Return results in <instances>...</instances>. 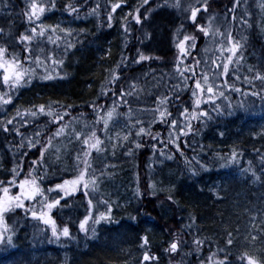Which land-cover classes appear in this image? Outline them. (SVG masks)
I'll return each instance as SVG.
<instances>
[{
	"label": "snow or ice",
	"instance_id": "obj_1",
	"mask_svg": "<svg viewBox=\"0 0 264 264\" xmlns=\"http://www.w3.org/2000/svg\"><path fill=\"white\" fill-rule=\"evenodd\" d=\"M215 2L211 0V3ZM24 3V30L13 32L10 22L8 30L0 28V134L19 140L15 145L9 141L7 151L0 157V254L16 250L14 240L18 239V212L21 211L24 218L42 222L48 227L51 235L47 238L57 243L61 238L76 239L69 223L76 224L85 237H95L96 227L101 224L118 230L122 221H117L113 215L115 201L105 199L101 191L105 177L113 175L108 169L116 165L102 162L96 167V156L103 155L104 161H108L109 153L115 158L117 148H126V156L132 157L143 149L150 153L145 159L153 161L157 167L165 160L180 156L186 166L182 175L198 180L201 178L199 173L209 169L212 162H204L198 154L189 157L181 148V144H188L190 134L197 135L198 129L194 125H206L223 117L235 120V111L244 108L242 97L264 100V88L255 90L256 82L264 85V71L252 64L246 65L247 72L241 70L248 38L241 35L236 39L233 35L234 29L252 27L250 19L254 13L249 10L248 0H229L231 7H226L221 14L226 22L224 31L216 24L217 13L209 11L210 0H137L135 7L128 8L118 17V22L127 40V34L132 31L130 18L142 32L143 38L138 40L147 51L137 47L131 60L121 51L120 59L104 70L107 75L99 82L96 97L79 105L51 98L32 102L26 107L15 104L25 90L39 84L62 83L71 77L72 73L65 68L69 55L85 43L86 36L92 35L96 39L86 28L71 27L81 20L82 13L85 22L88 18H95L98 29L111 28L117 9L127 7V0H104L101 19V0H61V7H58L57 0H24ZM11 7L7 0H0V9ZM252 7L259 9L260 20L255 23L264 33V0H255ZM238 8L243 15L237 14ZM53 11L70 14V19L45 23L44 17ZM157 11L175 13L168 17L173 23L177 18L183 21L174 28L167 25L171 49L168 58L155 54L159 50L153 45L154 35L159 30ZM65 24L69 26H63ZM185 25H191L194 31L189 32ZM148 27L152 31H148ZM197 31L199 37L195 34ZM201 38L204 43L198 48L197 41ZM122 48L126 49L127 44ZM101 50L105 57L110 53V49ZM193 52L198 55L194 56ZM260 62L264 66V57ZM152 63H165L169 68L157 73L150 66ZM126 67H137L141 71L132 74L125 72ZM149 76H159V79L155 85L149 86L146 93L141 81ZM168 80L174 83L168 84ZM142 94L149 95V101H142ZM235 94L241 98L234 105L230 97ZM130 100L135 104L130 105ZM13 105L15 110L9 115L7 109ZM85 106L89 110L87 114L73 115L77 107ZM121 108L125 110L120 111ZM170 108H175V114ZM86 115H91L92 119H81ZM154 125L165 131L154 132ZM217 134L224 136L222 131ZM259 134L264 136V130ZM241 155L233 147L229 154L215 153L213 159L216 167L226 169L240 163ZM221 160L222 165L219 163ZM261 160L264 161V156ZM5 164L10 167L5 168ZM146 168L148 172L144 177L143 190L140 188V173H134L136 186L133 195L139 201L137 211L146 215L143 208L149 206L164 212L169 207L175 208V185L170 183L167 188L158 187L163 181L153 179V163H148ZM241 171L251 173L253 180L258 179L251 161ZM211 191L220 196L216 188ZM161 193L164 194L163 204L160 203ZM81 206L84 208L82 218L78 216L73 222L68 217V222H64V217H61L58 225L54 211L59 215L62 211H79ZM128 219V226L136 227L131 223L137 219L136 216L129 215ZM179 220H184L183 215ZM179 220L180 232H188L196 217L190 215L184 223H179ZM235 233L245 247L233 251L236 247L233 232L225 230L223 244L213 246L209 240V251L198 264H264V239H261L264 227L255 224V214L247 233L241 235L239 226ZM139 239L143 248L149 247L146 234ZM204 244L205 239L199 235L185 240L174 233L165 251L185 256L189 253L184 252V248L191 245L193 252L204 255ZM153 259L154 254L143 251L140 264ZM12 264L18 262L12 260Z\"/></svg>",
	"mask_w": 264,
	"mask_h": 264
},
{
	"label": "trees",
	"instance_id": "obj_2",
	"mask_svg": "<svg viewBox=\"0 0 264 264\" xmlns=\"http://www.w3.org/2000/svg\"><path fill=\"white\" fill-rule=\"evenodd\" d=\"M12 5L10 9H0V19H4V24L0 21V28L5 30L9 29V22L11 23V30L13 32L23 31L26 27L25 20L23 18L22 10L25 8L24 0H7ZM66 2V0H65ZM74 2H80V0H74ZM114 2V0H113ZM104 0H101V19L103 18ZM211 3V0H210ZM249 10L253 11L254 15L250 19L252 27L250 29L233 30V35L236 39H239L241 35L247 36V44L244 51V66L242 71L247 72V64H252L255 67L264 71V66L261 64V57H264V38L261 36V30L257 27L255 21L260 20L259 9L252 7L255 4V0H248ZM58 7H61V0H57ZM226 7H231L229 0H216L215 3H211L210 12L215 11L217 13L216 21L221 26V30H225L226 22L221 18V14L225 12ZM118 12L114 13L113 27H100L97 28L95 18H88L85 22L82 18L79 22L73 23V28H86L90 33L96 36V39L102 34L111 36L112 34L119 33L121 35L118 42L111 49L108 47L106 40L103 41L101 47L103 49H110V53L102 63H96V59L92 62L91 68L83 72V80L79 82L76 79L77 75L75 70L72 69V64L77 58L82 56L85 49V43L94 42L92 35H88L84 38L85 43L82 46H78L77 49L69 55L68 61H66L65 68L72 73L71 77L62 83L45 85L39 84L28 90L23 91L19 99L15 101V104H19L23 107L28 106L32 102H41L51 98L53 100H62L66 104L79 105L85 101H90L97 96L100 81L105 79L107 73L99 72L101 66L105 62H109L107 69L111 68L113 64L120 59L121 51H124L132 59L133 53L137 47L143 49V45L138 38L142 39V32L135 23H132L129 18V27L132 29L127 34V40L124 39V34L120 28L118 22ZM157 13H160L157 11ZM167 14V13H162ZM175 15V13H171ZM238 15H243L241 9H237ZM246 19H249L247 16ZM59 19H70V14L62 13L61 11H53L50 14H46L44 17L45 23H56ZM159 30L155 33L153 39V45L159 49L155 52L156 55L168 58L171 55V49L163 51L159 47L160 31H163V35L168 37L167 25H171L173 28L176 24L183 23L179 18L176 19L174 24L162 25L163 18H159ZM203 23V21H201ZM239 23V21H236ZM189 32H193L191 25H185ZM148 31H152L151 27L147 28ZM199 37V32H195ZM203 39H198L197 47L203 45ZM127 44V48H122V45ZM116 47L118 50L116 51ZM20 51V49H17ZM169 53L167 55L166 53ZM103 52V51H102ZM104 54V53H103ZM193 55H198L197 52H193ZM102 56V55H100ZM156 69L157 73H160L161 69L169 68L165 63H152L150 65ZM147 65L145 66L146 70ZM84 71V70H83ZM141 69L137 67L125 68V72L132 74L140 72ZM162 74V73H161ZM90 77H94L95 81L90 84H95V94L88 93L93 89L86 86ZM159 76L153 78L149 76L143 79L141 83L145 86V92L149 86L155 85ZM167 79V78H165ZM231 82V81H230ZM168 84L174 83V81L168 80ZM264 88L260 82H256L255 90ZM2 90V89H0ZM85 91L83 94L78 93ZM163 89L161 88V91ZM76 91V92H75ZM79 91V92H78ZM86 93V94H85ZM88 94V95H87ZM159 94V93H157ZM166 94V93H165ZM235 105L239 94H235L230 97ZM142 101H149V95L142 94ZM183 99V97H181ZM244 100V108L237 109L233 120L231 117H223L219 120L212 121L206 125H200L196 123L194 127L198 129L196 136L189 135L188 144H181V148L184 153L189 157L194 154H198L200 159L204 162L211 161L209 169L203 170L199 173L200 179L194 180L187 175H182L184 168L183 157L176 156L173 160H165L157 167V165L150 160H146L145 156L150 155L143 149L136 151L135 156H126V148H117L115 158L111 157L109 153V160L104 161L103 155L96 156V167H99L102 162H110L115 164V168H109L108 171L113 175L105 177L101 185V191L105 195V199H115L113 207V215L117 221H122V226L117 230L109 225L101 224L96 227L97 235L95 237L87 236L82 232H79L76 224L69 223V227L72 234L76 237L75 240H68L61 238L57 243L54 240H49L47 237L51 235L50 229L43 225L42 222L32 221L31 218H24L23 212H18L20 217L19 225L17 228L18 239L14 240L16 250L11 253L0 254V261H4V264H12V260L18 262V264H140L142 259L143 247L141 246L140 236L147 235L149 240V247L155 253L160 255L159 245L167 244L172 239L173 234L177 233L185 240H190L195 235H199L205 239V244L202 248L204 255L199 252H193L191 245L184 248V252L188 255L182 256L179 254L160 255V264H177L178 261L181 264H198V261L204 260L207 252L209 251V240L213 242V246L222 245L225 230L232 231L233 236L238 243L240 237L236 236L235 229L242 217L233 209H229L226 198V193L230 192L232 198L234 196H247L251 197V201H255L256 198L264 199V161L261 157L264 156V136L259 133L264 130V100L260 98L252 99L251 97H242ZM130 105H134L135 101L130 100ZM15 110V105L7 109V113L11 115ZM121 108L120 111H124ZM135 111V107L133 109ZM175 114V108H170ZM88 107H77L73 115L77 113H88ZM143 118V117H138ZM81 119L91 120V115H86ZM23 132L24 129L21 128ZM153 131H165L160 127L154 125ZM218 131H222L224 136H219ZM255 133V135H254ZM12 142L13 145L18 144L19 140L15 137H4L0 134V157H3L6 149V144ZM143 143V141H141ZM203 145V149L201 148ZM131 145H129L130 147ZM170 149L173 148L171 144L168 145ZM235 147L238 149L240 156V163L229 165L228 168L222 169L216 167V161L213 159L215 153L229 154L230 149ZM174 150V149H173ZM175 151V150H174ZM251 161L252 167L255 169L258 179L253 180L251 173H243L248 162ZM71 163V161H68ZM153 163V179L163 181V184L158 185L160 188H167L168 185L174 184L175 189L173 195L177 201L175 208L169 207L167 212L155 211L151 206L143 208L141 215L137 211L139 201L134 197L133 190L135 188L134 173H140V188H144V177L148 172L146 165ZM222 165L223 161H219ZM5 168L10 165L5 164ZM216 188L220 192V196H217L211 189ZM160 195V203H164V194ZM122 198V200H120ZM233 200V199H232ZM122 201H124L122 203ZM242 205V204H241ZM84 214V208L81 206L79 211L69 212L62 211L59 215L53 212L56 216L58 225L61 223V217H64V222H68V217H71L73 222L77 221V217H81ZM129 215L136 216L135 221H131L136 227H129ZM183 215L184 220H179ZM196 217L195 223L192 229L188 232H180L179 223L187 221L189 216ZM16 217H13L15 220ZM9 223H12L10 220ZM138 251L136 257L133 253ZM174 258V259H173ZM148 264H159L156 261H152Z\"/></svg>",
	"mask_w": 264,
	"mask_h": 264
},
{
	"label": "bare ground",
	"instance_id": "obj_3",
	"mask_svg": "<svg viewBox=\"0 0 264 264\" xmlns=\"http://www.w3.org/2000/svg\"><path fill=\"white\" fill-rule=\"evenodd\" d=\"M129 1L135 2L132 0H129ZM129 1L127 2V8H132V7L136 6L135 3H130ZM5 15H6V13L0 14V16H5ZM169 15H173V14H171V13H167V14L157 13L156 19H157V21H159L160 20L159 18H163L162 25L174 24L173 21L168 18ZM119 16L120 15L118 14V17ZM0 21L2 22V24L5 23L4 19L3 20L0 19ZM120 37H121V35L119 33L112 34L111 36H108L107 34H102L94 42L89 43V45H87V43H85V49L82 50V51H84V53L82 54V56H80L79 58H77L75 60V62L72 64V67H71L72 69L75 70V73L77 75L76 79L79 80V82H81L83 80V77H84L83 72L86 73V71H88L91 68V66L93 65V63H92L94 61L93 58H97L95 60L96 61L95 64H97L99 62L102 63L104 61V59H106L103 56H102V58L100 57V55L102 54L101 44L103 43V41L106 40L108 47H110L112 49L113 46L118 42ZM158 40H159V47L162 46L161 44L164 43V46H162L161 48L162 49H169V40H168L167 36L163 35V31H160V37ZM169 53H170V51L166 54L169 55ZM93 81H95V78L90 77L89 80L86 81L87 82L86 86L89 87V85H91V87H89V89L90 88H93V89L89 90L88 93L90 92V93L95 94V91H96L95 86H94L95 84H90ZM85 91L83 90L82 92L78 93L77 95L83 94ZM224 197L226 198L229 209L235 210L237 215L239 214V211L241 210L240 215H239L240 217L247 212L246 208L244 207V204L246 202V200H244V199L250 200L251 199L250 196L247 197V196L237 195V196H234L232 198L230 192H228L225 194ZM243 221H244V218L240 219V221L238 223L240 232L242 230L241 229L242 225H244ZM161 243H162V241L157 243V245H159L160 255L163 256L164 253H165V255H168L169 252L165 251L167 244L165 245V243H163L162 245H160ZM137 253H138V251H135V253H133V256L136 257ZM151 253L154 254V261H156L160 264L161 263L160 255L158 253H155L153 250L151 251Z\"/></svg>",
	"mask_w": 264,
	"mask_h": 264
},
{
	"label": "rangeland",
	"instance_id": "obj_4",
	"mask_svg": "<svg viewBox=\"0 0 264 264\" xmlns=\"http://www.w3.org/2000/svg\"><path fill=\"white\" fill-rule=\"evenodd\" d=\"M129 0H127L128 2ZM132 1H135V2H131L129 1L130 3H135V5L137 4V0H132ZM191 2V0H190ZM128 11V8L127 7H121L119 8V12L118 14L120 16H122L125 12ZM59 20H67V19H59ZM218 21H216V24L218 25ZM63 26H69L67 24L63 25ZM261 36L264 38V33L261 32ZM118 50V48L116 47V51ZM102 56H104L103 52L101 54ZM102 56H100L102 58ZM95 60V58H93ZM110 61L108 62H105L102 64L101 66V69L99 72H103L105 73V69H107V65L109 64ZM109 69V68H108ZM264 195V194H263ZM116 198H113V200L115 201ZM122 200V198L120 199ZM246 200L245 204H244V207L246 208L247 212L242 215L241 217L244 218V221H243V224L242 227H241V235H244L245 233H247V230L248 228L250 227L252 221H253V214H255V224L259 225L260 227H264V223H262V221H264V199L261 201L259 196L258 198H256L255 201H251V200H248V199H244ZM124 201H122L123 203ZM261 239H264V237H262ZM246 245L244 244V242L239 239L238 243L236 244V247L235 249H233V251L237 250V249H241L243 247H245ZM144 251H149L150 254L151 253V248L148 247V248H143ZM154 261V259L152 260ZM152 261H145L144 264H148Z\"/></svg>",
	"mask_w": 264,
	"mask_h": 264
}]
</instances>
